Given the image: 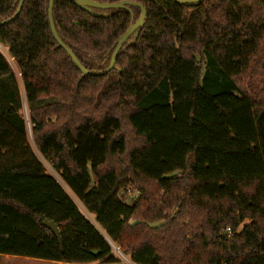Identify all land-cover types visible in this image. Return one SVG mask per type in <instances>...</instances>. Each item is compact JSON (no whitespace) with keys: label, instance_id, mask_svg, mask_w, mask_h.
Here are the masks:
<instances>
[{"label":"trees","instance_id":"16d2710c","mask_svg":"<svg viewBox=\"0 0 264 264\" xmlns=\"http://www.w3.org/2000/svg\"><path fill=\"white\" fill-rule=\"evenodd\" d=\"M132 1L146 22L103 75L81 78L49 0L0 25L28 104L25 120L0 51V255L114 264L115 247L133 264H264V0ZM18 6L0 0V21ZM130 8L134 20L54 0L53 18L96 72L139 18Z\"/></svg>","mask_w":264,"mask_h":264},{"label":"water","instance_id":"95a60500","mask_svg":"<svg viewBox=\"0 0 264 264\" xmlns=\"http://www.w3.org/2000/svg\"><path fill=\"white\" fill-rule=\"evenodd\" d=\"M71 1L75 5H77L80 9L90 13L91 15L97 16V17H103V16L108 17L109 14L95 12L93 10V8L103 9V10H105V9H127L132 13V20H134V18H133L134 15H133V12H132L130 7L131 6H137V7L141 8V14H140L139 18L136 21H132V23L130 24L127 31L118 39L117 43L115 44V47L113 48V51L111 54V59H110V63H109L108 68L103 70V71L93 72V71H90L86 67L83 66V64L79 61V59L73 53L71 48L69 46H67L63 42L61 37L59 36L57 29L55 27L54 18H53L54 0H49L48 16H49V23H50V27H51V31L53 33V36L55 37L58 44L70 55V57L72 58L73 62L76 64V66L81 70V72H82L81 78H84L86 75H103V74L111 71L112 69H114L117 57H118L121 49L126 45L127 46L133 45L135 43L136 39L138 38V36L140 34L141 28L144 26V24L146 22L147 10L142 4H140L136 1H132V0H122L119 2H110V1L101 2L98 0H71ZM172 1H174L175 3H177L179 5L191 7V6L200 5L204 0H172ZM23 3H24V0H19V6L17 8L15 15L13 17L7 19V20L0 21V25L9 23L14 18H16L19 15V13L23 7ZM136 222L137 221H135L134 223H136ZM43 225L46 226L47 228H49L50 230H52L56 235H59V229H58L57 225H55L53 222L45 220V221H43ZM116 249L118 250V248H116Z\"/></svg>","mask_w":264,"mask_h":264},{"label":"rangeland","instance_id":"374dc122","mask_svg":"<svg viewBox=\"0 0 264 264\" xmlns=\"http://www.w3.org/2000/svg\"><path fill=\"white\" fill-rule=\"evenodd\" d=\"M0 51L6 56V58L8 59L11 67L14 69L16 75H17V78H18V85H19V89H20V92L22 94V97H23V108L20 110V115L26 120L27 117H28V104L26 102V93H25V89H24V85L22 83V80H21V77L19 75V72H18V68L16 66V64L14 63L13 59L9 56V54L6 52V49L4 47H2L0 45ZM27 128H28V132H29V137H30V140L32 141V137H31V134H30V125L28 123L27 125ZM48 167V166H47ZM47 172H51V169L48 167V171ZM72 196L76 199V201L78 202L79 206L84 210L83 206L81 205V203L77 200V198L72 194ZM137 197V194H132V195H129V196H123L124 200L129 203V204H132L133 200ZM84 212L87 214V216L92 219L94 221V216L89 214L87 211L84 210ZM114 250H115V253L117 254V257H118V260L120 262H117V263H114V264H133L129 257L125 256V255H122L119 250H117L115 247H114ZM10 258L9 259H6V255H0V264H40L38 262H33V259H31L29 262L24 260L26 259L27 257H23V256H9ZM67 264V263H65ZM92 264H109V263H104V262H101V261H95L94 263Z\"/></svg>","mask_w":264,"mask_h":264},{"label":"crops","instance_id":"0c3cea01","mask_svg":"<svg viewBox=\"0 0 264 264\" xmlns=\"http://www.w3.org/2000/svg\"><path fill=\"white\" fill-rule=\"evenodd\" d=\"M6 52H7V50H6ZM9 256H11V255H6V259H9L10 258ZM31 259H33V262H38L40 264H65L63 262H57V261L45 260V259H38V258H30V257H27L24 260L29 262ZM92 263H94V262H91V263H72V264H92Z\"/></svg>","mask_w":264,"mask_h":264},{"label":"built area","instance_id":"2783aa9c","mask_svg":"<svg viewBox=\"0 0 264 264\" xmlns=\"http://www.w3.org/2000/svg\"><path fill=\"white\" fill-rule=\"evenodd\" d=\"M19 75H20V74H19ZM227 231H228V232H231V229H230V227H228V228H227Z\"/></svg>","mask_w":264,"mask_h":264}]
</instances>
